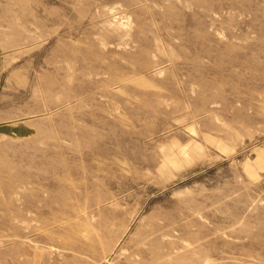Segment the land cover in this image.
Here are the masks:
<instances>
[{"label":"rangeland","instance_id":"374dc122","mask_svg":"<svg viewBox=\"0 0 264 264\" xmlns=\"http://www.w3.org/2000/svg\"><path fill=\"white\" fill-rule=\"evenodd\" d=\"M0 264H264V0H0Z\"/></svg>","mask_w":264,"mask_h":264}]
</instances>
